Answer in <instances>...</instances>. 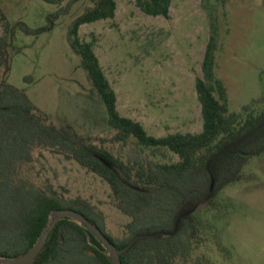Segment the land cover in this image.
<instances>
[{
	"label": "trees",
	"instance_id": "1",
	"mask_svg": "<svg viewBox=\"0 0 264 264\" xmlns=\"http://www.w3.org/2000/svg\"><path fill=\"white\" fill-rule=\"evenodd\" d=\"M60 8L47 15L46 24L31 27L23 21L12 24L0 0V257L16 259L29 253L48 230L57 211L84 216L118 250L140 235L160 234L155 239H139L121 253L122 264H188L200 221L192 213L175 224L183 212L210 205L226 187L242 180L243 170L254 157L264 155V105L245 106L233 112L228 89L217 76L220 22L209 10L211 36L202 64L203 77L196 79L201 104L203 130L200 133L150 135L145 127L120 114L116 91L101 66L94 41L84 42L79 31L85 24L114 19L116 0H90L91 5L72 22L67 41L80 58L81 67L92 85L97 102L105 111L98 117L112 135L111 142L128 149L127 158L80 133L72 124L57 125L49 114L35 105L25 90L14 86L12 52L19 51L15 36L39 37L52 32L57 21L73 4L67 0H41ZM147 15L170 17L173 0H135ZM29 78H25L28 80ZM48 151L77 162L98 175L111 188L112 202L130 218L124 236L107 230L103 211L82 197L67 198L49 181L42 186L32 169L36 155ZM166 152L178 156L176 163L162 162ZM105 159L111 166L103 162ZM33 264H111L106 246L86 226L70 218L59 220L50 232Z\"/></svg>",
	"mask_w": 264,
	"mask_h": 264
},
{
	"label": "rangeland",
	"instance_id": "2",
	"mask_svg": "<svg viewBox=\"0 0 264 264\" xmlns=\"http://www.w3.org/2000/svg\"><path fill=\"white\" fill-rule=\"evenodd\" d=\"M116 1L114 19L85 24L79 36L94 41L122 116L155 137L203 130L196 79L203 77L211 36L208 6L220 22L217 76L228 89L231 111L264 105V0H173L169 18L145 14L135 0ZM90 5V0H73L55 29L39 37L17 31L19 51L12 52L9 80L57 125L72 124L91 142L127 158L129 150L113 144L104 124L95 121L105 111L67 41L73 20ZM1 6L12 24L23 21L34 28L60 8L41 0H2ZM3 26L0 20V36ZM36 157L32 175L40 186L49 181L67 198L87 199L105 214L108 232L124 236L130 218L114 206L102 178L48 151ZM156 159L179 161L170 152ZM195 213L200 226L188 264H264V155L252 158L241 181Z\"/></svg>",
	"mask_w": 264,
	"mask_h": 264
},
{
	"label": "water",
	"instance_id": "3",
	"mask_svg": "<svg viewBox=\"0 0 264 264\" xmlns=\"http://www.w3.org/2000/svg\"><path fill=\"white\" fill-rule=\"evenodd\" d=\"M102 160L105 164H107L108 166H111L105 159H102ZM194 212H195V210L190 211V212L181 213L180 216L178 217L177 221H176L174 232L171 235H174L175 233H177V231L179 229L180 221L183 218L188 217L189 215H191ZM64 218L73 219L74 221L78 222L79 224L86 226V230H87L89 235H95L99 240H101V242L108 249L111 264H122V261L120 258L121 253L129 250V248L137 240H139V239H155V238L160 237V234L140 235V236H137L136 238H134L132 240V242L126 248H124L122 250H118L110 242H108L107 239L102 234V232L98 228H96L93 224L89 223L88 220L84 216L77 214V213H74V212H70V211H57L55 214V219L53 220L51 226L48 228V230H46L42 234V236L38 240L36 246L29 253L25 254L24 256H22L20 258H16V259H9V258H1L0 257V264H33L35 262L37 256L39 255L40 251L42 250V248H43L50 232L54 228L55 224L59 220L64 219Z\"/></svg>",
	"mask_w": 264,
	"mask_h": 264
}]
</instances>
